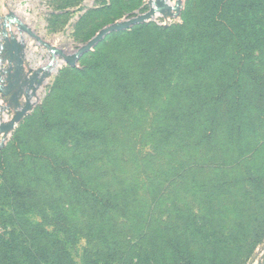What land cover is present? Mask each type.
I'll list each match as a JSON object with an SVG mask.
<instances>
[{
	"label": "rangeland",
	"instance_id": "obj_1",
	"mask_svg": "<svg viewBox=\"0 0 264 264\" xmlns=\"http://www.w3.org/2000/svg\"><path fill=\"white\" fill-rule=\"evenodd\" d=\"M46 1L52 15L65 18L26 24L72 54L104 28L147 13L154 0H111L74 25L69 17L86 0ZM199 4L183 0L176 11L108 34L76 66L63 64L52 76L49 95L0 149V264H264V100L248 77L241 74L251 92L242 104L228 97L216 119L217 112L201 114V122H216L211 142L200 138V127H194L199 134L187 126L168 135L177 115L196 112L181 117L191 121L202 111L198 102L184 101L188 91L212 87L219 99L237 77L234 63L219 70L222 78L202 73L199 58L186 62L188 50L166 55L167 73L158 72L169 30L197 16ZM263 19L258 12L249 26L254 31L246 27L260 38L257 45L243 48L262 73ZM125 81L136 100L117 89ZM55 122L62 129L49 127ZM47 157L75 171L58 178ZM15 186L24 199L10 197ZM97 194L114 198L117 209L100 204Z\"/></svg>",
	"mask_w": 264,
	"mask_h": 264
},
{
	"label": "trees",
	"instance_id": "obj_2",
	"mask_svg": "<svg viewBox=\"0 0 264 264\" xmlns=\"http://www.w3.org/2000/svg\"><path fill=\"white\" fill-rule=\"evenodd\" d=\"M237 12L242 13V15H236ZM258 12L264 15V0H200L197 16H194L193 14L187 21H183V24L177 25V28L180 29L178 32H176L177 30L174 32L173 30L175 29L169 30L172 31L173 34H167L166 44L168 47H163L159 52V61L156 64H163L164 67L157 69L158 72L161 74L164 72L167 73L166 64L163 62V59H167L166 55L170 57L176 50V54L180 53L179 55L184 56L185 51L188 50L187 52L192 51V55H190L189 61L186 62L189 65V63L194 62L193 58H199L195 59V61L198 66L201 67L202 73L209 71L208 73L211 77L216 78L217 76L222 78L224 75L221 73L219 74V70L221 71V69H223L224 64L230 65L234 68V63L235 70L232 68L231 70L236 72L235 75H237V77L235 76L234 81L225 85V88L219 94V99L214 98L216 95H214L212 87L197 86L188 91L184 95V101L188 103L190 102V105H193L194 102H198L202 111L197 114V118L195 117L196 112L191 110H188L189 113L186 111L177 115L175 117L176 123L174 122L175 127L174 129H171L172 131L171 133H168V135L175 137L178 134V131L183 130L187 126H192L193 131H190V135L199 134L198 132H200V138L206 137V142H211V138L217 131V129H214L217 127L216 122H214V119H210V122H208L207 119L204 118L205 122L203 123L199 118L201 114H205V111L207 110L210 114L211 112H215V114L217 112L218 114L213 115L216 119L220 114V106L228 97L233 99L236 105H239V103L242 104L243 97H247L248 93L251 94V92H248L244 88L242 84L244 76L242 77L241 74L248 77L247 80L252 84V90L255 95L264 100V73L259 72L254 68V57L251 56L252 54L245 50L243 51L244 47L247 49L248 47L251 48L256 46L260 40V38L254 39L251 37L246 29V27L251 26L250 24L254 20V15ZM261 22L264 24V19ZM249 31H254V28L251 27ZM183 42L185 44H183ZM231 47L235 48V52L229 53L227 51L228 48ZM180 48L182 49L180 50ZM166 50L167 52H165ZM183 62L184 61H182V63ZM188 65L184 64L186 67H188ZM118 72L121 73L125 80L129 79L128 74L123 68L118 69ZM213 74L215 76H213ZM120 78L122 79V77ZM153 84L154 83L152 82V85ZM123 85L125 86L118 83L117 89L119 90L121 88L120 90H122L126 98H135L134 100H136L135 93L127 81H125V84ZM235 87L238 89L237 93H235ZM183 114L188 117L189 115L195 116H192L193 119L189 121L181 118ZM214 123L215 125H212ZM218 124H220V122ZM68 125H71L72 128L78 130L76 124L64 122V126ZM49 127L59 131V129H62V124L60 125V122H55L53 126ZM194 127H200L198 132ZM58 131H56L57 134H59ZM144 156H146V154H144ZM47 158L54 161V163L49 165V169L53 172L52 174H55L58 178H60L62 173H65L64 171H71L73 169L67 163L58 162L57 158H54V160L49 157ZM184 169H186V167ZM8 189H11L10 197L15 193L14 197L24 199L27 195L17 186H15V190L14 188L12 189V187H9ZM95 197L100 204L107 205L114 209H117L118 207L114 198L106 200V197L102 195L100 196V194H97Z\"/></svg>",
	"mask_w": 264,
	"mask_h": 264
},
{
	"label": "built area",
	"instance_id": "obj_3",
	"mask_svg": "<svg viewBox=\"0 0 264 264\" xmlns=\"http://www.w3.org/2000/svg\"><path fill=\"white\" fill-rule=\"evenodd\" d=\"M39 2L40 0H11V3L9 4V14L6 17H0V87H9V71L12 72L13 81H20L22 83L30 81L34 74L37 73L39 77L38 79L42 80V85L39 86L38 83H36L38 94L37 96L32 97L33 107L41 102L49 80L64 64L62 62L63 60L59 59V56L54 60L52 56L53 50H51V52H49V50L47 51L49 48L42 45L32 36V33L39 36L38 32L30 28L28 25L33 22L31 20V15H33L31 10L34 5L39 7ZM18 4L22 7L21 9H19ZM42 5L43 4L40 6ZM110 5L111 0H86L80 11L81 13H84L91 9H101L109 7ZM47 7H49L48 4ZM47 10H49V8H47ZM49 12L50 14L53 13L52 10ZM12 20L19 21L23 25L28 23L25 26L31 31V33L28 32L19 22L15 23L12 22ZM31 37L34 38V42L30 40ZM51 46L57 50L56 46L54 47L52 44ZM11 56L15 57L13 62H11ZM15 68H19L18 71L20 76L17 80L14 79L13 74ZM31 93L32 91L29 90V94ZM21 102L22 104L25 103L24 97L21 99ZM9 104L10 98L4 96L0 92V126L7 125L17 114L15 108L3 110V108H7ZM0 135L2 136L0 139L1 143L3 134ZM262 255L264 256V249L262 250Z\"/></svg>",
	"mask_w": 264,
	"mask_h": 264
},
{
	"label": "water",
	"instance_id": "obj_4",
	"mask_svg": "<svg viewBox=\"0 0 264 264\" xmlns=\"http://www.w3.org/2000/svg\"><path fill=\"white\" fill-rule=\"evenodd\" d=\"M170 0H154L152 2V6L150 10L147 13H144L134 19L125 21V22H118L114 23L103 30H101L87 45L81 47L76 52L72 54H68L64 52L63 50L57 51L51 46V44L44 41L41 37L36 35L35 33H32V36L39 41L42 45L48 47L50 50H53L52 56L54 60L59 56L62 58V62L64 64H68L70 66H76L77 62L80 60V58L89 52L93 47H95L99 42H101L108 34H111L113 32H119L123 30H128L131 27L147 22L151 19H153L156 15H164L169 14L172 11H176L180 9L182 6L183 0H178L177 6L170 5ZM154 4V6H153ZM12 22H19L14 21ZM28 32L31 33V31L23 25L21 22H19ZM15 59L14 56H11V62ZM9 78L8 81L10 82V85L8 88L0 87V92L10 98V104L7 108H3V110H8L9 108H15L17 110V114L11 119V121L7 125L0 126V134H3V139L0 143V149L5 146L6 140L8 138V134L17 126V124L24 119L27 113H29L33 109V103H32V97L37 96L38 94V87H36V83H38L39 86L42 85V80H39L38 74H34V76L30 79V81H26L24 83L20 81H13L12 80V72L9 71ZM27 88V90H26ZM29 90L32 91L31 94H29ZM25 98V103L22 104L21 99Z\"/></svg>",
	"mask_w": 264,
	"mask_h": 264
},
{
	"label": "crops",
	"instance_id": "obj_5",
	"mask_svg": "<svg viewBox=\"0 0 264 264\" xmlns=\"http://www.w3.org/2000/svg\"><path fill=\"white\" fill-rule=\"evenodd\" d=\"M11 3V0H0V17H6L8 14H9V11H10V4ZM41 4H43L42 6H40ZM47 4L48 2L46 0H40L39 2V7H36L35 5L33 6L32 8V13L33 15H31V20L33 22H35V24H37V20H48V19H55V18H65L64 15H59V16H54L52 14H50V9L47 10ZM19 6V9H21L22 7L20 6V4H18ZM49 6V5H48ZM46 9V10H45ZM80 10V9H79ZM57 14H60V13H57ZM83 13H81V11L79 12L78 15H75V17L73 16H70L69 17V21H70V25H74L78 22V20H80V16L82 15ZM73 18V19H72ZM72 19V20H71ZM37 31V30H36ZM66 66V68H73V66H70V65H64ZM64 67H61V69H63ZM19 68H15L14 71H13V74H14V79L17 80L18 77L20 76L19 75V71H18ZM60 69V70H61ZM59 70V71H60ZM25 76V75H24ZM26 78V76H25ZM50 81V80H49ZM49 95V88L47 86V89H46V92L43 94V97H42V100L41 102L34 106L33 109L26 114V116L24 117V119H22L18 124L17 126L8 134V140L9 139H12L13 136H14V132L16 131V128L18 127V125L25 119H27L28 117H30V114H32L34 112V110H36V108H38L43 102L44 100L46 99V97ZM1 136V135H0ZM2 137V136H1ZM7 140V141H8ZM6 146V145H5Z\"/></svg>",
	"mask_w": 264,
	"mask_h": 264
},
{
	"label": "bare ground",
	"instance_id": "obj_6",
	"mask_svg": "<svg viewBox=\"0 0 264 264\" xmlns=\"http://www.w3.org/2000/svg\"><path fill=\"white\" fill-rule=\"evenodd\" d=\"M153 6H154V4H153ZM56 50V49H55ZM57 51V50H56Z\"/></svg>",
	"mask_w": 264,
	"mask_h": 264
}]
</instances>
